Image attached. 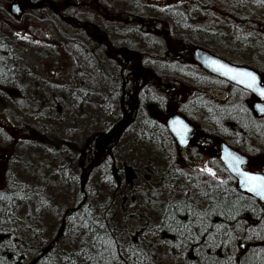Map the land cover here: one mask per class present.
<instances>
[{"label": "rangeland", "instance_id": "rangeland-1", "mask_svg": "<svg viewBox=\"0 0 264 264\" xmlns=\"http://www.w3.org/2000/svg\"><path fill=\"white\" fill-rule=\"evenodd\" d=\"M205 1L189 2L195 5L193 12L203 14L204 18L200 31L195 33L197 42L209 44L214 39L218 44H230L237 32H247L251 65L264 73V0H210V4ZM236 43L239 46L240 42ZM25 58L36 74L44 73L40 78L49 82L48 89L52 84L57 89L33 99L29 87V98L14 94L9 101L0 98V193L18 184L30 190L25 197H10L9 205L1 197L0 238H18L31 247L54 242L52 253L60 259L58 264H77L74 257L93 239L96 232L88 228L94 226L107 230L112 238L109 242L117 243L121 253L128 251L136 258L151 256L165 264L173 263L175 260L167 255L166 248L149 233L159 222L172 189L162 182L165 162L150 131L142 125L128 128L114 148L116 175H109L110 168L105 166L95 169L84 183L85 199L79 211L90 224L72 223L59 231L64 211L77 206L81 187L78 151L90 135L105 130L115 120L116 105L113 95L108 96L106 86L99 82L75 77L68 66L59 69L54 80L49 79L46 69L36 68L29 55ZM29 82L33 84L31 79ZM154 88L155 97L167 98L164 90L157 85ZM146 101L143 99L147 110L139 117L143 121L154 120L159 115L151 112L155 107L148 106ZM204 117L191 116L200 133L210 137ZM259 126L264 128V119L258 121ZM241 141L251 154L260 148L258 142L245 138ZM177 156L185 173L198 176L205 169L214 173L204 163L191 162L186 153L182 156L177 151ZM182 196V192L175 193L174 199ZM68 257L72 261L64 262Z\"/></svg>", "mask_w": 264, "mask_h": 264}, {"label": "flooded vegetation", "instance_id": "flooded-vegetation-1", "mask_svg": "<svg viewBox=\"0 0 264 264\" xmlns=\"http://www.w3.org/2000/svg\"><path fill=\"white\" fill-rule=\"evenodd\" d=\"M189 2L0 0V98L9 101L13 94L29 98V87L33 90V99L48 91L55 92L56 84L48 89L49 82L40 78L44 73L36 74V70L26 64L25 57L29 55L36 68L47 70L49 79L54 80L59 69L68 66L75 77L106 86L108 96L113 95L116 118L130 111L128 101L134 103L135 115L147 110L143 99L148 106H152L153 101L173 102L190 117L205 116L207 121L220 117L216 119L220 125L217 130L221 128L233 136L241 135L242 130L236 131L241 126L237 123L244 120L246 125L256 115L253 105L258 99L205 72L194 63L192 53L200 49L230 65L253 68L247 32L244 35L237 32L230 44H218L214 39L209 44L197 42L195 33L200 31L204 18L203 14L193 12L195 5ZM30 79L33 84L28 83ZM260 84H264L262 75ZM154 85L165 91L166 99L153 95ZM151 112L160 115L156 107ZM197 127L198 132L184 151L191 162L204 163L214 170L212 156L217 155L218 145L212 144L211 138L202 135ZM258 144L260 148L256 152H242L257 166L253 169L248 165L245 169L264 174V143ZM214 173V177L205 171L200 174L219 180L221 174L215 170ZM160 217L149 233L164 247V239L154 236L157 227L187 226L189 223H164ZM189 240L197 243L200 253H178L164 247L167 255L175 260L171 264H178L180 260L181 264H204L201 239L172 237L167 242L187 243ZM104 257L101 264H165L151 256L136 258L121 252L106 253Z\"/></svg>", "mask_w": 264, "mask_h": 264}, {"label": "trees", "instance_id": "trees-1", "mask_svg": "<svg viewBox=\"0 0 264 264\" xmlns=\"http://www.w3.org/2000/svg\"><path fill=\"white\" fill-rule=\"evenodd\" d=\"M208 1L210 0L205 2L210 4ZM212 3L218 4L217 2ZM242 43L245 44V42ZM252 67L264 76L261 70L254 65ZM128 102L130 105L127 107L130 110L127 111L128 115L115 117V121L109 124L105 130L90 135L78 151L77 167L80 170L78 177H80L81 187L78 191L77 206L64 211L59 231L64 225L72 223L80 224L86 221L87 224H90L84 213L79 211L80 205L84 203L85 199L84 183L97 168L109 166V175H116L114 148L128 128L133 125H142L150 131L152 142L156 144V150L165 162L162 182L166 187L172 189L169 193L171 197L166 204L167 208L161 213L160 220L164 223L171 221H187L189 223L187 226L161 225L154 231V236L164 239V247L171 248L178 253L193 252L198 254L200 251L197 250V243H193L191 240L187 243H170L167 242L169 238L187 236L194 240L201 239L204 264H264V206L237 190L235 180L226 173L216 157H213L212 166L216 172L221 174L219 180L215 181L204 174H200L198 177L185 175L187 173L183 172L180 166L181 159L177 156V147L165 131L164 122L158 117L154 120L147 118L143 121L139 117L141 112L135 115L134 103ZM152 104L164 117L180 113L198 124L173 102L161 104L153 101ZM219 118L212 117L211 121H207L205 118L212 144L217 145L219 140H224L235 149L246 152L241 136L245 140L251 138L255 143H264V130L257 128V123L260 120L254 115L246 125L244 120L237 123V126H241L236 128V131L242 130L241 135L237 136H233L232 133L225 132L221 128L220 131L217 130L220 125L216 119ZM16 186H8L0 194L4 204L9 205V199L12 196L25 197L30 193L26 186L20 184ZM179 192H182L183 196L174 199L175 193ZM88 229L94 230L96 233L93 239L74 257L77 264H101L106 253H119L117 243L109 242V239L112 238H109L110 233L107 230L94 226H90ZM161 231L163 232L161 233ZM54 244L51 242L47 245L39 244L31 247L18 238L8 236L0 238V264H58L60 259L52 253ZM69 258L64 262L70 263L72 260H68Z\"/></svg>", "mask_w": 264, "mask_h": 264}, {"label": "water", "instance_id": "water-1", "mask_svg": "<svg viewBox=\"0 0 264 264\" xmlns=\"http://www.w3.org/2000/svg\"><path fill=\"white\" fill-rule=\"evenodd\" d=\"M192 59H193L194 63H196L205 72H207V73L211 74L212 76L217 77L221 80L227 81L231 85H234L236 87H239V88L249 92L250 95H254V97L256 99H258V101H259V102H254V105H253V111L256 114L255 116L264 117V111H262V109H264V96L260 95L259 92L253 91V89L247 87L245 85V83H241L238 80L229 79L228 76L222 75L220 71L215 70L216 65H214L212 62L216 61L218 64L226 65L229 68L236 69V70L241 71V72L252 73L256 78V86L260 89H264V84H260L261 83V76L257 71H255L254 69H251V68H245V67H241V66L230 65V64L226 63L225 61H222V60H220V59H218L212 55H208L207 52L202 51L200 49H195L193 51ZM163 120L165 122V127H166L168 134L173 139L172 141L175 142L176 146L181 151L185 150L189 140L198 131V129H196L197 127L194 124H192L191 122H189L187 119H184V117L179 115V114L171 115V116H169ZM175 121H180L181 124L176 125V124H174ZM181 125L187 129L186 133H184L185 142H183V143L181 142L180 135L176 131V129H179L181 127ZM218 149L219 150H218V159L217 160H219V162L222 164V166L226 170V172L236 181L237 190L243 194H246L247 196H250L256 202H258L259 204L264 206V197H261V196L255 194L254 192H249L247 190V186L241 184L240 176L238 175L237 171L231 167L232 161L230 159V156L239 158V160L242 161V163L239 164L240 171H245V172H248L251 174L264 176L261 173H257L254 171H248L247 169L246 170L244 169V167H246L248 165L254 166L256 163L249 161L248 158L245 157V155H243L239 151L232 149L224 141H220Z\"/></svg>", "mask_w": 264, "mask_h": 264}, {"label": "snow or ice", "instance_id": "snow-or-ice-1", "mask_svg": "<svg viewBox=\"0 0 264 264\" xmlns=\"http://www.w3.org/2000/svg\"><path fill=\"white\" fill-rule=\"evenodd\" d=\"M212 63L216 65L215 70L220 71L222 75L228 76L229 79L238 80L241 83H245L247 87L253 89V91L259 92L260 95L264 96V89H260L256 86V78L252 73L241 72L236 69L229 68L226 65L218 64L216 61H213ZM262 111H264V109H262ZM174 124L179 125L181 122L175 121ZM176 131L180 135L181 142H185L184 133H186L187 129L181 125V127L176 129ZM230 159L232 161L231 167L237 171L241 178V184L246 185L249 192H254L257 195L264 197V176L240 171L239 164L242 163V161H240L239 158L231 156ZM205 171H208L211 175L215 176V173H212L210 169H205Z\"/></svg>", "mask_w": 264, "mask_h": 264}]
</instances>
